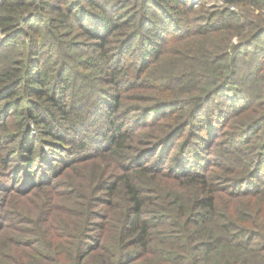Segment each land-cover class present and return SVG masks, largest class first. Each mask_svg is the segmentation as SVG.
<instances>
[{"label":"trees","instance_id":"obj_1","mask_svg":"<svg viewBox=\"0 0 264 264\" xmlns=\"http://www.w3.org/2000/svg\"><path fill=\"white\" fill-rule=\"evenodd\" d=\"M208 1L0 0V264H264L260 0Z\"/></svg>","mask_w":264,"mask_h":264},{"label":"rangeland","instance_id":"obj_2","mask_svg":"<svg viewBox=\"0 0 264 264\" xmlns=\"http://www.w3.org/2000/svg\"><path fill=\"white\" fill-rule=\"evenodd\" d=\"M180 2H183L184 4L190 6L191 8H195L197 6H199L202 3V0H179ZM220 5L221 2L216 0V1H208L207 2V6H213V5ZM259 7H243L244 10H247V12L252 16L255 17V20H258L260 22H264V0H260L259 3ZM230 9L233 11H238L240 8H237L236 6H230ZM256 21V22H258ZM4 35L0 33V41H2L4 39ZM206 45H208V43H203L198 41L197 39H193L187 42H183L182 44L178 45L177 47H175L170 55L166 58V61L162 64V66L167 65L169 62H171V64L174 62L173 60L177 59L178 57L181 56V54L183 55L184 52H188V51H192V54H196L199 50L202 49V47H205ZM196 49V50H195ZM194 56V55H191ZM144 92V91H143ZM139 92V93H135L136 96V100L135 101H129V105L135 106V107H140V106H145L147 105V103L149 102H144L143 100H140L139 98H145L147 97L146 93L144 92ZM90 93V92H89ZM93 94V93H91ZM90 94V95H91ZM147 99V98H146ZM183 139H185V136H183L182 138L179 139V142L183 141ZM178 141V140H177ZM179 142L177 144V148L179 145ZM177 143V142H176ZM176 148V149H177ZM221 202H226L221 200ZM34 203L36 204V213L38 211V201H34ZM30 204V201H27L25 203L22 204V207H29L28 205ZM34 208V205H33ZM238 208H242L241 205L238 206ZM20 227H24V225H20Z\"/></svg>","mask_w":264,"mask_h":264}]
</instances>
